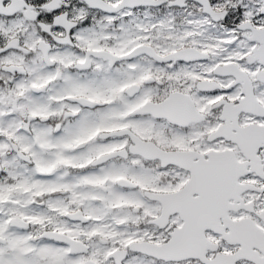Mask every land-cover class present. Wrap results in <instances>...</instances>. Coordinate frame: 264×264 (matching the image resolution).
Listing matches in <instances>:
<instances>
[{
    "label": "snow or ice",
    "instance_id": "6c2138e0",
    "mask_svg": "<svg viewBox=\"0 0 264 264\" xmlns=\"http://www.w3.org/2000/svg\"><path fill=\"white\" fill-rule=\"evenodd\" d=\"M0 264H264V0H0Z\"/></svg>",
    "mask_w": 264,
    "mask_h": 264
}]
</instances>
